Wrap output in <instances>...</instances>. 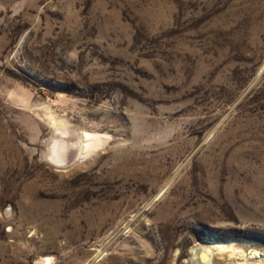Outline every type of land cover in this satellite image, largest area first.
<instances>
[{"label":"rangeland","instance_id":"rangeland-1","mask_svg":"<svg viewBox=\"0 0 264 264\" xmlns=\"http://www.w3.org/2000/svg\"><path fill=\"white\" fill-rule=\"evenodd\" d=\"M199 242L264 261V0H0V264Z\"/></svg>","mask_w":264,"mask_h":264},{"label":"water","instance_id":"water-1","mask_svg":"<svg viewBox=\"0 0 264 264\" xmlns=\"http://www.w3.org/2000/svg\"><path fill=\"white\" fill-rule=\"evenodd\" d=\"M177 264H264L242 250L213 242H199L184 248Z\"/></svg>","mask_w":264,"mask_h":264},{"label":"bare ground","instance_id":"bare-ground-1","mask_svg":"<svg viewBox=\"0 0 264 264\" xmlns=\"http://www.w3.org/2000/svg\"><path fill=\"white\" fill-rule=\"evenodd\" d=\"M249 253H250V255L253 256V257H254V256L256 257V256L258 255L256 251H251V252H249ZM262 261H263V260H262Z\"/></svg>","mask_w":264,"mask_h":264}]
</instances>
